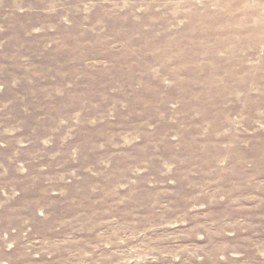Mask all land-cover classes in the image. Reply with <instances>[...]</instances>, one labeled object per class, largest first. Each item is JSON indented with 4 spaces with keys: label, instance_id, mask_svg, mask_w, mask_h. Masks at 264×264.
Instances as JSON below:
<instances>
[{
    "label": "rangeland",
    "instance_id": "1",
    "mask_svg": "<svg viewBox=\"0 0 264 264\" xmlns=\"http://www.w3.org/2000/svg\"><path fill=\"white\" fill-rule=\"evenodd\" d=\"M0 264H264V0H0Z\"/></svg>",
    "mask_w": 264,
    "mask_h": 264
}]
</instances>
